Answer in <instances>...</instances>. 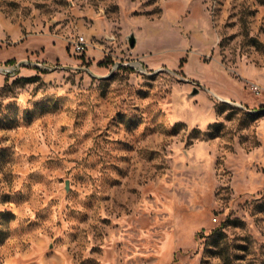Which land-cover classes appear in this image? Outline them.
I'll list each match as a JSON object with an SVG mask.
<instances>
[{"label": "rangeland", "instance_id": "rangeland-1", "mask_svg": "<svg viewBox=\"0 0 264 264\" xmlns=\"http://www.w3.org/2000/svg\"><path fill=\"white\" fill-rule=\"evenodd\" d=\"M0 264H264V0H0Z\"/></svg>", "mask_w": 264, "mask_h": 264}, {"label": "built area", "instance_id": "built-area-1", "mask_svg": "<svg viewBox=\"0 0 264 264\" xmlns=\"http://www.w3.org/2000/svg\"><path fill=\"white\" fill-rule=\"evenodd\" d=\"M75 50L79 53H83L88 46V41L84 35H81L74 42ZM7 71H11V69H7Z\"/></svg>", "mask_w": 264, "mask_h": 264}, {"label": "water", "instance_id": "water-1", "mask_svg": "<svg viewBox=\"0 0 264 264\" xmlns=\"http://www.w3.org/2000/svg\"><path fill=\"white\" fill-rule=\"evenodd\" d=\"M130 45L134 47L137 43V37L134 33L129 36Z\"/></svg>", "mask_w": 264, "mask_h": 264}, {"label": "trees", "instance_id": "trees-1", "mask_svg": "<svg viewBox=\"0 0 264 264\" xmlns=\"http://www.w3.org/2000/svg\"><path fill=\"white\" fill-rule=\"evenodd\" d=\"M11 62H13V61H11ZM28 80V79H27Z\"/></svg>", "mask_w": 264, "mask_h": 264}]
</instances>
